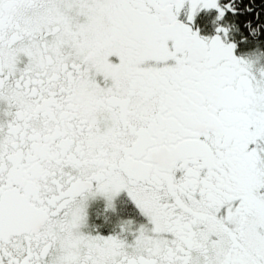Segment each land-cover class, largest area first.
<instances>
[{
  "label": "snow or ice",
  "instance_id": "snow-or-ice-1",
  "mask_svg": "<svg viewBox=\"0 0 264 264\" xmlns=\"http://www.w3.org/2000/svg\"><path fill=\"white\" fill-rule=\"evenodd\" d=\"M0 264H264V0H0Z\"/></svg>",
  "mask_w": 264,
  "mask_h": 264
}]
</instances>
